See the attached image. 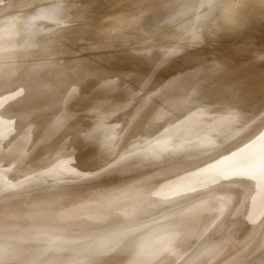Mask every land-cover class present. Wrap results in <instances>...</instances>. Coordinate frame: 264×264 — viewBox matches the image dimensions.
<instances>
[{"label": "bare ground", "instance_id": "obj_1", "mask_svg": "<svg viewBox=\"0 0 264 264\" xmlns=\"http://www.w3.org/2000/svg\"><path fill=\"white\" fill-rule=\"evenodd\" d=\"M22 1L0 0V11L2 10L0 12V23L6 24L0 28V40H5L7 42L5 45H8L0 49V69L4 66L8 69L10 65L21 62L20 59L23 60V57L29 54H33L37 58L45 55L46 47L51 44L45 42L46 45L22 54L19 46L20 40L28 30L37 25L62 21L65 22L66 27L62 33L63 42H73V46L64 50L69 59L72 57V70H77L79 77L74 82L60 80L56 85L55 92L47 93L49 90L47 87L51 86L57 76L59 78L61 72L65 70L64 63L59 64L50 60L38 67L39 73L57 64L53 69V75L50 77L46 75L38 76L36 79L8 77L0 80V97L8 96L5 104L0 107V131L3 129L6 132L4 136L10 135L11 137L10 142L6 137L5 141L11 145L6 144L4 141L5 147V144L2 145L3 140L1 142L3 135L0 134V188L4 187L0 189V200H2L0 203V247L6 243L4 244L5 250L8 247L11 250H8V252H4V248L1 250L0 264H62L65 257H75V264H83L82 261H87L86 264H106L109 258H97L96 254L101 251L104 241L118 236L124 237L122 251L126 255L122 264H129L128 262L133 260L137 253H143L144 251L149 255L151 249L140 244V240L144 238L145 234L164 226V228L168 227L167 230L178 231L180 226H189L190 224L191 228H195L194 231H187L185 235L180 232L171 234L165 242L164 251L154 252L158 255L157 258L173 254V250L179 247L180 244L184 245L187 239L193 235L196 239L191 246L182 251L187 252V255L178 264H193L195 260L193 255L203 245L212 244L218 238L219 242L212 245L211 250L205 256L197 257L201 261L200 264L206 263L203 262L204 259L208 263L213 261L210 264L222 259L227 261L232 255L239 252L264 222V197L263 205L258 214L250 220L251 224L247 232L241 237H237L231 251L225 252L226 254L223 253L220 259L219 257H213L218 253L217 250L221 244L220 234L216 236L212 233L225 226L227 227L234 218L243 215L252 206L255 198L260 193L258 187L251 185V183H242V179L249 168L253 170V167H264V119L262 118L263 121L260 119L262 121H259L260 123L256 119L255 121L258 123L253 129L251 128L252 123L250 124L251 127L248 124L252 131L249 130V133L245 132V134L243 132V136L242 131L239 133L240 129L237 130L235 134L226 138V141L229 140V142H225L222 144L223 146L220 145L223 148H220L221 151H216L215 154L213 153L215 144L212 145V141L202 142L196 146H185L178 142H163L157 137L163 130L165 120L172 115L176 117L174 111L182 97L191 98L194 96L196 98L195 96L199 95L198 101L191 100L188 102L190 105L192 102L198 103L195 104L198 105L194 109L195 112L199 109V106L207 107V101L214 97L213 92L215 91L219 92V100L223 103H226L227 99L233 95L236 100V103H234L236 108L242 104L240 99L243 92L245 94L252 92V97H254L256 91L260 89L261 85H264V79L260 80L261 85L258 77L254 81L251 80L260 74L256 69L258 66L261 68L264 63L263 60H260L261 55L250 46L251 42L264 37V13L260 11L264 8V0H61L45 14L32 10L16 20H11L10 10L5 12L3 8L9 4V9L12 10ZM179 8L181 9L180 18L183 22L176 35L185 39H195L206 35L208 39H206L205 48L194 44L182 48L175 44V40L171 39V42L168 43L154 46L146 44L136 47L137 49H132L131 46L134 41L146 34L153 33L154 29L159 27L163 21L170 20ZM196 11L200 12L197 14ZM3 14L6 16H1ZM228 41V44L224 43ZM59 50L60 48L56 50V53ZM9 55L12 57L9 58ZM253 55L255 57L252 59L257 58L258 61H262L254 70V63L258 61H254V63L251 61L253 64L249 62L252 69L250 66H248L250 68L248 69L245 64H248L247 60L244 63L242 59L243 56H245L244 59L246 57L250 59ZM7 57L8 59L13 58V60H5ZM252 65L254 66L252 67ZM244 69H247L248 73H243ZM228 72H232L234 75L232 82L224 80ZM256 72L257 75H255ZM213 75L219 76L220 90L217 87L214 91L209 89L216 80V78L208 80ZM241 75L248 76L247 79L245 78L246 82L248 80H251L254 84L259 82V86L248 85L243 77L242 81L239 80L237 76ZM260 76L264 78L263 75L260 74ZM129 80H132V82L125 85L124 83ZM243 81L245 85H242ZM93 83L96 87L91 91L92 93L86 92L88 84L93 85ZM160 83L162 85L159 87L154 86V84L158 86ZM13 85H18V88L11 95H8L7 89ZM119 85L123 87L120 88ZM111 86L118 87H113V92ZM118 88L120 91L125 89L126 95H123L124 97L127 96L125 101L124 97H121L123 102L121 100L119 103L115 100L119 99L117 96L120 97L125 90L119 92L118 95L116 94L114 102L109 99L114 97L113 95L115 92L117 93ZM232 88L234 89L230 91ZM84 96H94L92 97L93 101L83 99L89 101L86 104L87 106L83 110H75L74 112H79L80 118L88 109H91V111L94 109L93 112H89L91 116L87 113L89 118L86 116L87 114L83 115L84 118L86 116L85 120L88 119V121L85 122L84 119L80 118V122L82 120L81 123L85 127L88 124L87 122L91 123V126H89L90 124L88 126L91 127L92 131L89 130L90 128L88 129V126L86 127L88 132L91 131L90 134L93 130L95 131V128L96 130H99L98 127L101 128L100 132L93 133L95 137L89 138L91 135L84 131L85 128L81 126V123L79 121L75 122L76 120L72 121L74 118L78 119L77 114L74 112L69 113L70 110L65 108V106H68L66 102L70 101L71 98L76 99L77 97L79 100ZM156 98L164 99L168 103V108H171L172 111L169 110L161 114L158 108L155 111L158 120L154 123V126L149 128L150 130L144 132L142 129V116L152 106ZM36 100L38 106H29L30 114L27 111L22 113L17 110V112L23 114V118L20 115L19 119L22 120L16 125L19 115H15V119H13L15 113L13 109L17 108H14V106L17 104V106L23 107L26 103L32 105V102ZM49 100L53 102L48 103ZM147 101L149 102L147 103ZM73 102H71V105ZM47 103L51 104L49 111L51 110L52 113L54 109L58 110V114L55 111L52 114L56 115V117L53 116V118L55 117L54 120H52V116L51 119L49 116L50 121L54 122L52 123L54 128L55 126L58 127L55 130L52 129V121H47L48 118H46L49 112H47ZM190 105L188 109L191 108ZM60 106L67 111H64L65 113L70 114L68 117L72 113L74 116L76 114L75 117L73 116L74 118L71 119L70 117L71 120L68 118L65 120L66 126L63 118L67 116L64 112L61 113L63 108ZM202 107L199 110H203ZM43 108L45 109L43 110ZM68 108L70 107L68 106ZM219 108L221 114L229 115L232 107ZM11 110L14 111L12 117ZM40 112H42V115ZM59 113L64 115H61L63 118L59 122V126L63 122V128L56 123L60 121ZM187 114L185 117L190 119L197 112L189 113L188 110ZM36 116H40L42 120ZM175 117L172 116V118ZM56 118L58 121L55 120ZM67 120L75 122V125L76 123L77 125L80 124L79 126L83 128L84 133L86 132L89 136L86 133V135H82L84 133L81 129V131L77 130L81 132L82 138L86 136L89 139L85 137V139H82L83 141H80L81 136L78 135L75 125L70 124L71 122L67 124ZM11 121L16 122L15 125ZM33 122L36 124L40 122L39 128L41 129L38 130L39 132L45 131V133H48V130H50L53 134L51 135L49 132L47 135L58 137L49 141L44 132L43 136L42 134L40 136L37 132L38 127L34 128L36 130L35 134L42 139L45 136L44 140L46 139L47 142H42L44 144L41 143L42 147H39L40 149L37 146L34 147L38 148L37 150L34 149L28 153L30 147L36 144L35 140L31 138L35 131L32 132L31 130L38 124L30 127L32 129L29 130L32 133L26 129ZM94 125V129H92ZM67 126H74L75 128L74 132H70L71 135L74 134L71 138L69 132L68 135L65 133ZM245 127L247 126L245 125ZM245 127H243V131L247 130ZM52 130L56 132H52ZM97 132L99 133V142L96 141L98 139ZM109 133L110 136H108ZM36 135H33V137H36ZM105 136L109 137L108 141ZM18 137L20 139L23 137L25 142L28 141L27 144L29 140L31 142L33 139L32 143L35 144L30 143L31 146L28 147L24 141H22L24 143L22 144V139L19 141ZM236 137H238V141H235L234 138ZM91 138L94 139L92 140L94 143H99V147L104 150L102 161H104L103 164L107 165L106 168L125 171L156 164L157 166L153 169L149 168L153 173L152 176L142 178L133 175L128 176V178H120L117 186L122 190L120 193L112 195L111 189L108 187L110 183L101 180L102 176H99L100 178L94 177L95 174L92 173L99 163L90 157L91 154H88L89 148L94 144L92 141L90 142ZM229 138L231 140L233 138L235 144L230 143L233 141H230ZM39 139L36 140L37 143L43 141ZM219 140L217 141L219 142ZM210 146L212 152L207 153H213L212 156L202 151ZM212 146H214L213 149ZM24 147L28 148V151ZM218 147L217 149H219ZM106 149L112 151V153L106 152ZM199 151L204 152L206 157L204 155L202 158H197L200 155L197 153L198 156H196V152ZM199 171L205 172L199 177L200 179L191 178ZM256 171L253 170L251 173L254 172L255 174ZM185 178L188 179L182 186H177L179 187L178 190L192 188L199 183L205 184L192 197L184 194L170 195V188L167 189V184ZM253 179L254 177H250L249 182H252ZM90 180L95 181L91 184L88 182ZM137 181L140 183L137 184ZM129 184L135 185H132V188H127ZM85 185L89 186L86 190L91 188L88 192L90 197L85 200V204L64 211L62 208H65L66 204L72 201L74 197L79 196L81 188ZM144 186H153L152 188L163 189L164 192L150 194L149 192L144 193L137 190L138 192L133 197H129L128 201L131 202L122 208L114 207L115 204L110 203L111 200L113 201L120 196H126L128 191ZM226 196L230 198H226ZM18 199H20L19 204L22 205L23 216L34 213L38 208L46 209L42 215L33 221H29L27 218L19 220L20 224L28 231L24 230L26 233L12 226L14 223L19 222L18 220L10 221L4 216L9 215L4 213L9 202ZM94 200L95 204L91 206L90 204ZM122 201L119 203H122ZM217 202H220V204ZM217 205L218 207L215 208ZM4 206L6 207L3 208ZM204 208L208 209L205 210ZM48 209H57L58 211L53 212ZM210 209L214 211V217L209 222L210 225H206L205 222L211 215V213H208ZM176 212L181 213L182 216V219L178 221L181 223L180 226L178 224L172 226L170 222L164 223L166 220H163L162 217L165 216L166 219H169ZM208 225L210 230L204 232L205 227H209ZM129 233L130 236L127 237ZM42 245L44 247L39 249ZM127 247L140 248L137 251H130ZM69 248L76 250L67 252L66 249ZM9 251L12 253L9 254ZM61 251H64V253H61ZM5 253H8V255H5ZM84 254L87 256H84ZM243 254L245 259H243ZM243 254L235 256L227 264H258L259 259H264V257L259 258L257 253L250 252L249 256L245 255L246 252ZM261 261L264 262V260ZM69 262L71 261L69 260Z\"/></svg>", "mask_w": 264, "mask_h": 264}, {"label": "rangeland", "instance_id": "obj_2", "mask_svg": "<svg viewBox=\"0 0 264 264\" xmlns=\"http://www.w3.org/2000/svg\"><path fill=\"white\" fill-rule=\"evenodd\" d=\"M59 1H61V0H23L22 2H20L18 4L17 7L12 8V10L9 9V4H8V6L5 5V7L3 9L5 10V12H8L10 10L9 11L10 12V15H9L10 16V19L11 20H16L19 17L25 15L26 13L31 12L32 10H34V11L36 10L37 12H41V13L45 14L54 5L58 4L57 2H59ZM260 6H262V4H260ZM260 11H261V13H264V8L262 10H260ZM0 12H2V10ZM199 12L200 11H196L195 13L198 14ZM4 15L5 14H3L1 16H4ZM180 15H181V9L179 8V10L176 11V13L170 18V20L163 21V23H161L159 25V27H156V29H154L153 33L146 34V35L140 37L139 39H137L136 41H134L132 43V46H131L132 49H137L136 47L144 46L146 44H149L150 46H154V45H159V44H163V43H168L169 41L171 42V39L175 40V42H176L175 44L177 46H179V47H182V48L185 47V46H188L190 44H194L195 46H201V47H204L205 48V46H206L205 44L207 42L206 39H208V37L206 35H202V37L195 38V39H185V38H181V37H179V36L176 35L177 31L180 29L181 23L183 22V20H181V18H180L181 17ZM263 18H264V14H263ZM6 22H8V21H6ZM6 22H4V23H6ZM71 23H73V22H71ZM64 24H65V22H62V21L59 22L58 21V22H54V23H48V24H45V25H37L33 29L28 30L25 33V35L22 37V39L20 40L21 43H19L20 52H22V54H25L27 52H30V51L36 49L39 46L41 47V46L46 45L45 42H47L48 44H51V45H49V46L46 47V53H45V55H43V56H41L39 58L33 56V54H29V55L24 56L23 57L24 58L23 60L20 59L21 62H17V64L15 63L14 65H10L8 69L5 68V66H4L2 69H0V80L5 79V78H8V77L9 78H16V77H18V78H31V79H36L38 76L39 77H42L44 75L50 77V76L53 75V69L55 68V66L57 64L52 65L50 67V69H47L48 71L47 70L44 71L43 69H40V70H43V71H41L39 73H38V71H39V68L38 67L40 65H42L43 63H46V62H48V61L51 60V61H55V62H57L59 64H63L64 63L63 65H64V69L65 70H63L61 72V76L59 78L57 76V78L52 82V85L51 86H48L47 87L49 89L47 91V93H50L51 94V92H55L56 85L59 83L60 80H67L68 82L69 81L70 82L77 81L76 79L79 77V73L77 72V70L76 71L75 70L74 71L72 70V57L69 59L68 55L66 54V52L64 50L65 48H70V46H73V42H71V41H66V42L64 41L65 43L63 42V35H62V33L65 30V28H66ZM4 25H6V24L0 23V28L2 26H4ZM70 27H72V26H70ZM209 28H211V27H209ZM156 39H159V40H156ZM8 43H10V42H8ZM224 43L225 44H228L229 41L228 42H224ZM5 44H7V42H5V40H0V49L8 46V45H5ZM241 44H243V42H241ZM245 45H247V44H245ZM60 46H62V47H60ZM250 46L259 55H261L260 56V58H261L260 60H263V63H264V37L258 39L255 42H251ZM58 48H60V50L56 53V50ZM10 57H12V56L9 55V58ZM244 57L245 56H243L242 59L244 60V63L246 62L245 60H247L248 64L245 63L247 65V67L250 66L249 65V62H250V64H253L254 61H258L257 58H255L256 60L255 59H252L253 57H255L254 55L250 59H247L249 57H246L244 59ZM5 60H9L10 61V60H13V58L12 59H8V57H7V58H5ZM260 60L257 63L255 62L257 65L255 63H254L255 66L252 65V67L254 66L253 70L256 68V66H258L262 62ZM251 61H253V63ZM262 67H264V64H262L261 68ZM250 68H251V66H250ZM250 68L248 67V69H250ZM261 68L258 66L257 69H256V71L257 72L259 71V73L264 76V74H262L264 72V68H262V69ZM248 71H250V70H248ZM251 72H253V71L251 70ZM257 72H256L255 75L258 74ZM243 73H248L247 72V69H244L243 70ZM253 73H255V72H253ZM260 74L258 76H256V77H253L251 80L254 81V79H257V77H258L259 78L258 81H260V80L262 81V79H264V78L261 77ZM213 76H215V75H213ZM213 76L210 77V78H208V80H214V78H216V80H214L213 85H211L209 89H212V91H214V89L217 87V89L220 90L221 85H220V82L218 81L219 76L218 75H216L215 77H213ZM225 76H226V77H224V80L225 81H228L229 80V81L232 82L234 80V75L232 74V72H228ZM238 77H239V80H241L242 77H243L244 78L243 80L245 81L247 79L246 77H248V76L244 77V76L241 75V76H237V78ZM250 78H248V79H250ZM251 80L250 81L248 80V82L250 84L248 82H246L247 80L245 82L248 85H255L256 87L259 86L258 85V83H259L258 81H257L258 83L255 82L257 84L256 85V84H254V82L252 83ZM244 81H243V84L242 85H245L244 84L245 83ZM130 82H132V80H129L128 82H125L124 84L127 85ZM54 83H56V84H54ZM94 84L95 83H93V85L88 84L89 86L87 85L88 86L87 87L88 89L86 90V92H91L92 90H94L95 87H96V85H94ZM259 84L261 85L262 82L259 83ZM160 85H162V83H160L158 86H157V84H154L155 87H159ZM111 87H112V90L114 92V88H117L118 86H116V87L115 86H111ZM119 87L122 88L123 86L122 85H119ZM261 87H260L259 90L256 91L257 93H255V96L254 97H252V92H247L246 94H245V92H243L242 98L240 99V100H242V104L240 106L236 107V108L234 107V103H236V100L234 99L233 95H231V96L229 95L230 97L227 99V102L226 103H223V102H220V100H219V98H220L219 97V92H215V91L213 92V96L214 97L207 101V104H208L207 107L204 106L205 107L204 108L202 106H199V109L202 107L203 110H199L198 109L195 112H194V109L197 108V106H198V105L196 106L195 104H198V103L197 102H192V104L190 105L188 102L191 101V100L192 101H198L199 100V95L196 94L197 95V96H195L196 98H194V96H192L191 98L182 97L179 100V102H178V107H176V110L174 111L175 114H176V117H175V115H172L175 118H172V116H169V118L165 120V122L163 124V130L161 131V133L159 134V136L157 137V139H159L160 141H163V142H172V143L178 142V143H182V145H185V146H196L198 144H201L202 142L212 141L213 142L212 145L215 144L214 145L215 147L212 146V149L214 147L213 153L215 154L216 151L219 152V151H221L220 148H223V147H220V145L224 144L225 142L226 143L229 142V140L226 141V138H228L231 135L235 134V132H237V130L240 129L239 130V133H240V131H242L241 134L243 136L245 134V132L246 133L247 132L249 133V130L251 132L252 129L257 125V123L259 121L260 122L263 121L264 117L262 116V114L264 113L263 112L264 111V85H261ZM17 88H18V85H13V86L9 87L7 89V94L8 95H11L13 92L16 91ZM234 88L230 89V91H232ZM118 89L116 90L117 93L116 92H115V94L113 93L114 94L113 95L114 97H112V99L109 98L111 101L113 100V102H114V99H116V96L118 94H120L119 92H123L125 90L124 88H123L124 90L122 89L123 91H120V89L119 90ZM121 94L122 95L123 94L126 95V90L123 93H121ZM122 95L120 97L117 96V98H119V99H116L115 100L117 103H119L121 100L123 102V99H121V97H124V95L123 96ZM6 97H8V96L0 97V107L3 104H5ZM92 97H94V96H90V97L84 96V97H82V99H80L78 97L79 100L77 99V97H76V99L71 98L70 101L66 102L70 108H68V106H65V108H66V110H68V109L70 110L69 113L74 112L75 110L76 111L83 110V108H85V106H87L86 104H88L89 101H93V98ZM126 97L127 96L124 97V101H125ZM201 97H203V96H201ZM83 99H88L89 101L83 100ZM72 100H76V101H74L75 103ZM148 100L150 101V99H148ZM149 101H147V103ZM50 102H53V101H50L49 100L48 103H50ZM71 102H73L72 105H71ZM27 104H28V106H27ZM189 105L191 106L190 109H188ZM29 106L30 107H33V106H36L37 107L38 106V101L37 100L36 101H33L32 102V105H30L29 103H26L25 105H23V107L20 106L21 108L19 106H17V104L14 106V108L17 107V108H20V109H17V108L16 109H13L12 108L15 111V113H17V114H15L13 110H11V112H12L11 113V117L13 116L12 115L13 113H14L13 119H15V115L16 116L19 115V117H18V120L19 121L16 119L17 120L16 121L17 122L16 125H18L21 122L22 119H19V118H20V115H21V118H23V114H22L23 112L26 113V111H27L28 113L29 112L31 113V111L28 110L29 109ZM49 106H51V104H48V108L46 107L48 109V110L46 109L47 112L49 111V108H50ZM60 107L63 108L62 106H60ZM168 107H169L168 106V103H166V101L164 99L156 98V100L153 102L152 106L149 107V109L146 110V113L144 114V116H142V129H143V131L144 132H147V130L150 127H152V126L155 125L154 123L158 120L157 114L155 113V111L158 108L161 111V114H164L165 112H167L169 110L172 111V109L171 108H168ZM219 107H223L225 109L230 108V107H232V108H231V111H230L229 115H227V114H221V112L219 111L220 110ZM44 109L45 108H43V110ZM17 110H19V112H22V113L17 112ZM66 110H64V108H63V111L61 110V113L64 112V111L67 112ZM188 110H189V113H191V112L192 113H196L197 112V114L194 115V116H191L190 115L191 117H190V119H188V118L185 117V116L188 115L187 114ZM41 111H42V109H41ZM54 111H55V113L58 112V110L56 111V109H54ZM54 111H53V113H54ZM93 111H94V109L92 111H91V109H88L87 111H85L86 113L84 112L85 114H83V113H81V114L86 115L88 113L89 116H91L89 112H93ZM42 112H40L41 115H42ZM44 112H46V111H44ZM65 112H64V114L67 117H64L63 118V117H61V115L62 116H64V115L61 114V113H59V115H60V121H58L57 118L55 119L56 121H58V122H56L58 124V126H59V122H61V118L64 119V125L66 126V123H65L66 121L65 120L67 118L69 120H71L72 117L74 116V114L72 113L73 115L71 114V116L68 117V115H70V114L69 113L67 114ZM222 112H224V111H222ZM53 113L50 110L47 113L48 114L47 115L48 117H46V115H45V117L48 118L47 121H50L51 116H52V118H53V116L56 117V115H52ZM74 113H76V112H74ZM76 114H77V116H76ZM76 114H75V116L78 117L79 120L76 119V118H74L75 117L74 116L73 117L74 120L72 119V121H75L76 120L75 122H78L79 121V123H81L83 121H85V122L88 121V119L85 120V118H86V116H88V114L85 116V118H84L83 115L80 116V118H82V120L84 119L83 121L81 120V122H80V118H79V114L80 113L78 112ZM115 115H117V114H115ZM177 115H180V116H177ZM40 116L39 117L36 116V117L37 118H41ZM49 116H50V119H49ZM89 116H88V118H89ZM42 117L44 119H46L44 116H42ZM70 117H71V119H70ZM54 118L52 120H54ZM63 119H62V121H63ZM256 119H258V120H256ZM11 120H12V118H11ZM41 120H42V118H41ZM255 120L258 121V122H256ZM37 121H39V119H37ZM72 121H70L71 122L70 123L67 120V124H68V122L70 124H72V123L74 124L75 122H72ZM254 121H255V123H254ZM16 122H14V123H16ZM50 122H48V123L50 124ZM52 123H54V122L52 121L51 122V125H52ZM62 123H60V126L59 127H62V125H63ZM87 123L90 124L89 126H91V123L90 122H87ZM87 123H85V124H87ZM35 124L36 123L33 122V124L29 125V127H26V129L28 130V132H30V130L32 129V128L30 129V127L33 126V125H35ZM37 124H38V126H36ZM37 124L35 125L36 127H33V129L31 130L32 132H33V130L35 131V132H33V135H36L35 134L36 133V130L34 128H37V127H38V129H37L38 135L41 136V134H42V136H43V132H44L45 135H47L49 132H50L49 134H51V131L50 130H48L49 131L48 133H45V131H43V130H42L43 132H41V131L39 132L38 130L41 129V128H39L40 122L39 123L37 122ZM46 124H47V122H46ZM88 124L86 125V127L88 126ZM248 124H249V127L252 126L251 127L252 129L248 127ZM250 124H251V126H250ZM76 125H77V123H76ZM76 125H75L76 130L77 129H79V130L81 129L83 131V128H85L84 131L88 132L86 130L87 128L85 127L84 124L82 125V123H81V126H83V128L81 126H79L80 124L77 125V126ZM245 125L247 127H245ZM48 126H50V125H48ZM89 126H88V129L90 128L89 130H91V127H89ZM70 127H72V126H70ZM70 127L67 128L68 131H67L66 128H64V129H66V131L65 130L64 131H65V133H67V135H68V132H69V135H70V138H71V136L72 135L74 136V134L72 133V135H71L70 132H74L75 131L74 130L75 128L73 126L72 127L73 131H72V129L69 130ZM94 127H95V125L93 126L92 129H94ZM243 127H245V129H247V130H244L243 131V129H244ZM56 128H58V127L55 126V128H54V126H53L52 129L55 130ZM98 129L99 130H96V128H95V131L93 130L92 134H90L92 130L89 131L90 133L89 132L88 133L91 136H89L86 132L85 133L90 138V137H93L94 136L93 135L94 132H96V131H99L100 132V129L101 128L98 127ZM2 130L0 131V134L3 135L1 137V142L3 140L2 145L4 146L5 143L6 144L8 143V142L5 141L6 140V137H8L7 139L9 140V142L11 140V137H10L9 134H7L9 136H4V134L6 132L4 130L3 131ZM54 130H52V132ZM80 131L77 130L78 135L81 134ZM84 131L82 133H84ZM32 132H30V133H32ZM54 132H56V131H54ZM243 132H244V134H243ZM85 133L82 134V135H86ZM33 135L31 136V138H33L35 140V143L37 144L36 145L34 143L35 146H33L34 144L32 143L33 139L31 140V142L29 140L31 138L26 139V140H29V143L27 144L28 141L25 142L24 141L25 139L23 137H21L22 140L20 139V137H18L19 138V141L20 140H21V142L24 141L26 143V145H28V147H29L30 143L33 144L32 145L33 147H30V149H29L30 151H28V148L26 149L25 148L26 145H24L25 146L24 148L26 149V151H28V153L31 152V150L33 151L34 149L37 150L39 147L41 148L42 147V144H44V143L47 142L46 139L44 140L45 136L42 139L38 135H36L37 138L36 137H33ZM98 135H99V133L96 134V136L98 138L96 141L99 142V136ZM240 135H239V137H241ZM47 136L49 138V141H51L52 138L53 139H56L58 137V136L55 137V136H50V135H47ZM106 136H105V139L107 138ZM108 136H110V133H109ZM82 137L83 136H81L80 141L82 139H85L86 136L84 138H82ZM18 138H17V142H18ZM48 138H47V140H48ZM86 138H88V137H86ZM221 138H223L222 141H221ZM237 138L238 137L234 138L235 141L237 140ZM37 139H39L40 141L42 139L43 141H41L40 143L38 142L39 143V145H38V143L36 141ZM108 139H109V137L106 140L108 141ZM212 139H214L215 141L212 140ZM234 139L233 138H232V140L230 139V141H233V142H230V143H234L235 142ZM240 139H242V138H240ZM92 140H94V139L91 138L90 142ZM217 140H219L220 143ZM4 141H5V143H4ZM42 142H44V143H42ZM215 142H218V143H215ZM230 143H228V144H230ZM6 144H5V147H6ZM8 144L11 145L10 143H8ZM22 144H24V143L22 142ZM216 144H218V145H216ZM9 145H7V146H9ZM37 146H38L37 149L34 148V147H37ZM99 146H100L99 143H94V144H92V146L88 150V154H91L90 157L93 158V159H95V161L98 162L99 164L101 163L100 165L98 164V166L95 167V169L93 170L92 173L96 175V176L94 175V177L100 178L102 176L101 177V180L105 181V183H107V182L110 183L108 185V187L111 189L110 192L112 193V195L118 194L122 190V188H120L119 186H117L118 185V182L120 181V178H128V176H133V175H138V176H140L142 178H147V177L152 176L151 174H153L151 172V169L149 170V168H152L153 169V167L157 166L156 164H150V165L141 166L140 168L137 167L135 169H129V170H125V171H121L122 169H119L118 170L116 168L115 169H113V168H110V169L109 168H106L107 165L106 164H103L104 161H102V159H103L102 158V156H103L102 153L104 152V150H102L101 149L102 147H99ZM217 147L219 149H217ZM202 151H204L205 154L207 152H209V151L212 152L211 146L208 149H203ZM202 151L196 152V156L200 155L197 158L204 157L205 154H204V152L202 153ZM106 152H109L110 154L112 153V151H110V150H107ZM211 152H209V153H211ZM197 153H198V155H197ZM201 154H203V155L201 156ZM212 154H208V155L209 156L210 155L212 156ZM205 157H206V155H205ZM253 170H257L255 174H254V172L251 173ZM253 170L251 168L248 169L247 174H245L244 177H243V179H242V183H247V184L251 183V185L256 186V187H258L260 189V193L255 198V201L253 202L252 206L243 215L234 218L227 225V227L225 226L222 229H219L218 231H215V232L212 233V234H214L216 236L218 234H220V238H221V242H220L221 244H220V246H219V248L217 250L218 253L215 256H213L214 258L219 257V259H220L222 257V254L223 253L226 254L229 251H231V249L233 248L234 242L237 239V237H241L242 235H244L247 232V230L249 229V226L251 224L250 220L253 219L258 214V212L260 211V209H261V207L263 205V197H264V167H260V166L253 167ZM204 173L205 172L199 171L196 175H193V174H190V175H193V176H191V178L200 179L199 177L202 176V174H204ZM244 173H246V172H244ZM253 174H254V176H252ZM250 177H252V178L254 177V179L252 180V182H249L250 181L249 180ZM187 179L188 178L179 179L178 181L168 183L167 184V189L170 188L169 194L172 195V196H175V195H178V194H184L185 196L192 197V196L196 195L201 190V188L204 186V184H205V183H199L195 187H192V188H189L188 187V188H185V190H183V189L178 190L179 187H177V186H182V184H184V182ZM94 181L95 180H90L88 182L91 183V182H94ZM89 183H87V185ZM136 183L138 184L140 182L137 181ZM91 184H89V185L91 186ZM87 185H85L84 187L81 188V194L79 196L74 197V199H72V201H70V202H68L66 204L65 208H62L64 211L65 210H70V208L72 209L75 206H82V205L85 204L84 203L85 200H87L90 197L89 196L90 193H88V192H90L89 190H91V188L88 189V190H86L87 188H89V186H87ZM132 185H135V184H129V186H127V188L128 187L129 188H132ZM152 187H150V186H144L142 188L132 189V190H130V191L127 192V195L126 196H128V197H126L125 195L124 196H120V197L114 199L113 201L111 200L110 203L111 204H115L114 207H119V208L121 207L122 208L126 204H129L131 202V201H128L130 199L129 197H133L134 194L136 192H138L137 190H140V192L142 191L144 193H148L149 192L150 194H155V193L161 194V193L164 192L163 189H156V188H152ZM3 188L4 187H2L0 189H3ZM157 190H159V191H157ZM236 194H238V193H236ZM115 197H117V196H115ZM226 198H230V197H227L226 196ZM95 200L90 204L91 206H93L95 204ZM19 201H20V199H18L17 201H14L13 200V201L9 202V204H8V206L6 208V212H4V213H8L9 214L8 215L9 217H7V219H9L10 221H17V220L19 221V220H23L25 218H27L29 221H33L38 216L42 215L43 212H45V210H46V209H43V208H38L34 213L23 216L22 205L19 204ZM120 201H122V203H119ZM217 201H219V200H217ZM1 202H2V200H0V203ZM217 203L220 204V202H217ZM9 207H11V208H9ZM217 207H218V205L215 208H217ZM204 209L207 210L208 208H204ZM0 210H1V208H0ZM48 210L53 211V212L54 211H58L57 209H48ZM7 211H9V212H7ZM213 212L214 211L212 209H210L208 211V213L209 214L211 213V215L208 217L207 221L205 222L206 225L209 224V222L213 220V217H214V213ZM162 219L163 220H166L164 223L170 222L172 226H177V224H178V226H180L181 223L178 222V221L180 219H182V216H181V213L179 214V212H176L169 219H166L165 216L162 217ZM20 223L21 222L19 221L16 224L14 223L12 226H15L20 231L26 233L25 232V231H27V230H25L26 228L22 224H20ZM164 227L163 228L160 227L156 231H153L151 233L149 232L148 234H145L144 235V238L140 240V242H141L140 244H143L147 248H150L151 249L149 255L146 254L147 252H144V251H143V253H137L136 256H135V258L133 260H131L130 262H128L129 264H133V263L134 264H178L181 259H185L186 258L185 256L187 255V252L185 253V252H182V251L183 250H186L189 246L192 245V243L196 239V237L194 235L191 238L187 239V241H186V243L184 245H181L180 244L179 247H177L176 249L174 248L175 250L172 251L173 254L165 255L162 258H160V257L157 258L158 255L157 254H154V252L155 253H158L160 251H164L163 249H165V247H164L165 242H167V240L169 239V237H170L171 234H174L176 232H180V233H183L185 235L187 233V231H190V232L192 230L194 231L195 228H191V224L189 226H183V227L180 226L181 228L179 227L178 228V231H176V230L175 231L174 230L173 231L172 230H167L168 227L167 228H164ZM205 229L206 230L204 232H206V231L208 232L210 230V226L207 227V228L205 227ZM257 230H256L255 234L253 235V237L249 240V242L239 252H237L234 255H232V257L230 259H228L227 261H224V259H222V260H219V261L215 262L214 264H227V262L232 261L235 256H241L240 254H243L245 252H246L245 255H248V256L250 255L249 253L252 252V253H257V256L259 258L260 257H264V222L260 225V227ZM127 235H128L127 237H129L130 236V233L127 234ZM123 239H124V237L118 236V237H113V238H110V239L104 241V243L101 246V251L97 252V254H96L97 255V258H106V257H108L109 260L107 261L106 264H122V263H124L123 262V259L125 258V255L126 254H125V252L122 251V247L124 246V244H123V241L124 240ZM218 240H219V238L216 241H214L212 244L203 245L200 248V250L193 255V256H195L194 257L195 260L193 259L194 260L193 261V264H200L201 261L197 257L205 256L211 250L212 245H214L217 242H219ZM4 244H6V243H4ZM4 244L0 247V252H1V250L3 248H4V252H6V251L8 252V250H10V248L7 245H6V247H8V249L5 250L6 248H5V245ZM43 247H44V245L40 246L39 249H41ZM197 247H195V249H197ZM139 248L138 247H127V249H129L130 251H137V250H139ZM66 250H67V252L68 251L69 252H72V251H75L76 249L74 250L72 248H69V249H66ZM66 250H65V253H66ZM10 251H9V254L12 253ZM57 253H58V255H60L59 252H57ZM61 253H64V251H61ZM6 254L8 255V253H5V255ZM84 256H87V255L84 254ZM180 256H182V257L180 258ZM188 258H189V256H188ZM74 259H75V257L74 258L65 257L64 258V261L62 259V261H63L62 264L63 263L67 264L69 262V260L71 262H69L68 264H75L74 263ZM243 259H245L244 254H243ZM261 260H264V259H259V263L258 264H264V262H262ZM82 262H84L83 264H86L87 263V261H82ZM203 262H206L205 264H210L213 261H211L210 263H208L204 259ZM49 264H51V263H49ZM54 264H56V263H54Z\"/></svg>", "mask_w": 264, "mask_h": 264}, {"label": "water", "instance_id": "obj_3", "mask_svg": "<svg viewBox=\"0 0 264 264\" xmlns=\"http://www.w3.org/2000/svg\"><path fill=\"white\" fill-rule=\"evenodd\" d=\"M119 170V169H118ZM6 206H4L3 208H5ZM5 217H9L8 215H4Z\"/></svg>", "mask_w": 264, "mask_h": 264}]
</instances>
